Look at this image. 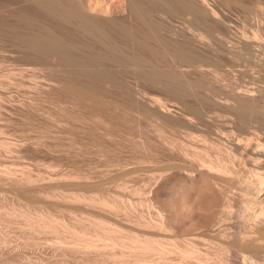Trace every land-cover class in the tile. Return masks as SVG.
<instances>
[{"label": "rangeland", "instance_id": "1", "mask_svg": "<svg viewBox=\"0 0 264 264\" xmlns=\"http://www.w3.org/2000/svg\"><path fill=\"white\" fill-rule=\"evenodd\" d=\"M11 1L0 0V10L4 8L5 4ZM60 1L63 2L64 0ZM68 1H73L72 4L78 2V0H65L63 3L58 2V11L60 10L61 13H56L54 10V12L50 10L45 13L43 12V18L50 22V24L47 23L49 27L53 25L57 31H53V26L51 27L53 32L48 31V28H44L46 30L43 28L38 29L45 31V38L48 35L52 38V33H54L55 37L57 33L58 36L55 37L58 38L57 40H60V36L63 38V42L68 40L67 42L71 41V46L75 44L73 49L69 47L71 50H68V54H71L70 57L73 55L72 58H69V56L66 58L61 57L63 52V55L66 56L68 51L65 53V51L61 50L62 53L60 54L59 50L57 53L53 48L55 50L54 54L53 49L48 45L38 48L40 45L35 43L34 37L31 36L34 34V31L38 30L37 28L32 27L35 29L33 31L29 27L28 32L27 28H24L23 23H19L16 27L4 26L0 30V264H13L15 262V264H159V260H161L160 252L168 248H174L170 242L181 237L198 240L197 246L202 252L210 250L215 255L225 258H228L230 255L232 261L229 264H248V262L251 263V260H246L244 256H252L253 250L245 249L239 251L233 248L231 249L232 252H230L231 247L227 243L233 239V234L228 236L230 233L233 231L237 233L241 230L240 226L242 228V226L246 227V225L249 227L245 228L246 231L243 229L242 236L245 235L246 237L247 235L250 237L249 239H253L256 245H260L258 246L260 247L258 256L264 262V222L257 224L254 221L252 225L248 222L250 217H245L249 212H254L255 205L242 206L240 202L235 201L232 205L234 207H227V199L223 192H205L199 198L201 208L194 214V219L187 216V210L183 208L182 203L184 201L183 196L187 190L185 179H187L189 172L170 166V154L159 138L158 129L159 125L165 126L170 130L171 128L175 129L176 135H178L177 137L181 142L193 144V149L202 152L203 150H207L213 158H229L231 150L237 152V140H231L226 134V131L236 129L240 123L227 119L223 111V106L220 103L229 101L228 98L238 93V90L240 92L241 88V92L242 90L245 92L250 87V91L253 90L254 94L259 92L258 95L262 97L261 104H264V71H259L257 66L260 60H264V42L263 44H255L256 49L254 51L252 50L251 54H245L247 56L243 55L238 59L230 58L226 49L228 47L227 45L232 46L234 43H237L239 39L235 38L243 37L246 30L245 33H250L252 31L251 29L257 26L263 24L261 27H264V8L259 9L261 10L260 13L263 12L262 14L258 15L254 12V15L252 13L253 10L249 12V7V9H245L247 5L254 8L252 4L254 0H250L251 2L245 0L250 3H246L247 5L243 7L240 6V8L234 6V8L236 7L235 9L233 8V2H235L233 0L232 6L230 4L231 0L229 2L230 5H227L226 1V4H223L224 0H206L207 7L210 10H216L219 13L218 16L220 15L222 18L219 20L218 18L220 17H218L217 19L219 21L222 20L221 23L225 22L228 24L230 31L226 33L223 28L224 25H220L218 20H215L216 22L212 20L214 25L210 21L211 19L207 22L210 15L206 11L207 19L201 16L198 17L197 15H194L196 18L192 15L189 19V15L191 14L187 15V13H184L185 11H183L180 5V0V2L175 1L180 5H178L179 8H182L180 10L177 9V4H172L171 0H145L147 4L144 1L138 3L144 4L142 8L140 7L141 5L139 6L137 4L139 9H142V12L146 11L147 13L140 12L142 13L141 15L131 13V11L138 13L140 10L137 12V7L136 10L130 11V7H128L129 0H92L91 4L95 6L93 10L96 13L110 6V9L112 8L113 10L111 9L112 11L108 15L110 16L114 13L115 15L113 14L112 17H118L116 21L118 23L114 24L115 22H113L112 25L108 20L106 21V18L105 22H103V17L102 20L99 19L101 16H94V19L98 17V20H101L103 27H107V30L104 28L102 31L101 29L100 33L93 30L97 35L96 33H92L93 31L90 29L91 32H88V29L76 27L81 26L76 17L74 18L72 16V18L70 16L71 19H69V15L65 16L66 13L64 16L60 15H63L66 12L64 8L68 4H71ZM167 1L171 3H166ZM219 1H222L220 3L221 7L218 5ZM258 1L255 0V3ZM24 2L22 1L24 3L22 5L27 4L29 1ZM237 3L239 4V2ZM237 3L234 5H237ZM170 4L174 5L173 7L171 6L172 8L177 7V10H174L178 13L176 12V14L172 15L173 17L182 12L179 17L176 16L178 18L174 19L172 16H168L169 14L171 15ZM240 4L243 5L245 3L241 2ZM18 5H21V2ZM28 5L30 4H27V7H25L26 5L20 6V9H25L24 11H28L27 13L32 17L36 14V11L33 12L35 7L33 6L31 10L30 8L33 3H31L29 8ZM60 5L64 6V8L62 7L63 13ZM71 5H68L69 10ZM213 5H217V8L222 9V11H219L216 7L214 8ZM222 5L229 7L226 6V9ZM257 5H259V2L255 6ZM242 8L246 11L242 10ZM48 9L46 7L44 11ZM254 10L256 11V9ZM6 12L0 11L1 20L6 19L14 22L13 20L19 19V17L16 16L15 18V15H8L9 13ZM50 12L52 13L50 14ZM103 12L101 14H106ZM53 13H55V16ZM223 13L225 15L227 13V17L223 16ZM185 14L188 18L186 17L183 20L186 16ZM142 15L145 16L142 17L143 20L139 17ZM147 15L150 16L148 17ZM261 15L262 17H260ZM146 16L148 17V23L153 27H150V25L149 27L147 26L148 23L145 22L147 21L145 19ZM181 16L184 17L182 18ZM61 17H68V19H62ZM150 17L153 23H157V26L151 24ZM257 17L262 18L263 21ZM91 18H93V15ZM192 18L197 19V22H194V26H189L190 23L187 21H191ZM199 18L201 20L202 18L204 19L203 23L205 25L203 24L202 26L201 22V28L204 26L207 27V24L212 22L210 24L213 26L211 27L208 24V27H211L210 30L213 33H210V30L206 28H203V31L202 29L199 30L200 27L197 26V23L200 24L201 21ZM75 19L78 21H75ZM68 20H72V22L70 21L71 23H69ZM118 20H123L125 23L128 22V25L124 23L121 26L122 21L120 23ZM106 22H108V25L111 24L112 28L108 25L104 26ZM191 22L193 23V20ZM73 24H76V26ZM216 24L218 27L215 26ZM129 25L132 26V30H129V32L131 31L133 34L131 32V35L128 32L125 34L126 32L123 33L120 30L122 27L123 31H128L130 29ZM147 27L149 29L153 28L151 31L157 28L159 32L162 30L163 33H160L161 35L158 36L155 35L154 37H159L155 39L153 34L158 31L154 30V33L150 31V34H153H149V37L147 35L149 31L146 34ZM133 28H137L138 30H136L138 32L134 31ZM139 28L140 30L142 29V32L145 30L143 34L139 32ZM185 28L186 33H184ZM29 29L33 31V34H31L32 32ZM197 29L200 32L196 31ZM43 30L39 32H41V37L43 36L44 38ZM205 31L207 34L210 33L211 39L207 38L202 41L204 43L208 42L206 46H211L214 48V51H217L214 52L213 48L210 50V47L209 51L215 54L211 55L205 45L203 47L206 49L202 47V49L208 52L211 60L212 58L213 60L216 59L214 61L212 60V63L215 64L204 66V69L210 77L204 79V84L194 82L195 84L188 85L180 77L175 84L176 92L173 93L174 89L172 90V88L153 84L149 80L144 81L138 77L141 75V72H139L140 69L138 67V69L135 68L136 70L133 69V62L135 61L132 62V58L130 60V57L134 54L132 48L133 46L134 48L137 47L140 44L137 42L143 41L142 38L148 37L147 39L149 41L145 39L141 45H146L150 41L152 45H155L160 41L156 46L160 48L164 43V40L160 38L165 37V40L171 41L165 43L178 42L179 45H182L181 43L183 41L184 43L188 42L187 44L189 46L192 43V38L195 39V36H197L198 38L195 39L196 43L194 42L195 48L201 42V40L199 41V34L205 33ZM102 32L105 33L103 34ZM171 32L175 33L172 34ZM180 33L185 34L186 39H184L183 35H178ZM19 34L20 37L18 36ZM36 34L35 32L34 36H37ZM190 34L194 37H190L187 41V37ZM221 36L226 40L227 44L226 46L224 45L225 47L221 44ZM28 37L33 43L38 45L37 48L35 44H31ZM49 38L47 39L49 40ZM101 39L103 40L101 41ZM105 39H109L108 43L112 40L117 45L121 41L118 45L119 50L115 48L117 45H112V41L109 44L111 49L114 48L112 49L113 52L109 50V44H106L107 40L105 42L106 45H104L103 41ZM197 39L198 43L196 41ZM228 39L230 40L228 41ZM26 40H28V43ZM72 40H74V43ZM47 41L46 44L48 43ZM151 44L148 46H150V49L152 48L153 52H150L151 50L147 48V45L146 49H149L148 51L152 53L151 56L155 58H151L150 54L147 53L149 58H151L149 59V63L152 62L151 60H154L156 65L154 64V66L151 65L149 67L151 69H158V71L164 68L170 73H179L173 61L175 60V56H173L174 59L171 57L173 50L170 48L172 52L169 49L166 52L165 48H167V45L164 46V44V49L162 50V47L161 51L158 49L159 53L156 51L157 54L154 51L156 47H152ZM160 44L161 46L158 47ZM215 45L218 49L215 48ZM262 45L263 47H261ZM65 46L67 45L65 44ZM191 46L193 48V45ZM47 48L52 49V51L49 52ZM141 48L143 53H146L143 50L145 48L137 47L139 52L137 51L136 55L141 52ZM196 48L198 50L195 51L204 52V50L201 51L199 49L201 47L197 46ZM37 50L40 52L39 55ZM124 50H126V53ZM134 50L136 51V49ZM165 52H171L172 55L169 53L170 56ZM103 53H106V55L104 54L105 59ZM202 53H197L199 54L197 59L202 55L206 60L210 58H207L205 52ZM95 55L100 58L98 61L104 62L102 60H105V64H101L95 60L97 59ZM100 55L101 57H99ZM108 55L109 60L106 59ZM127 55L131 56L127 57ZM139 55L148 57L146 54ZM139 55L137 56L140 57ZM110 56L117 58L119 61L125 59L123 61L124 63L121 62V64L115 58L112 60ZM92 57H95V59ZM67 58L71 60H67ZM257 61L258 63L256 64ZM209 67L211 68L210 71ZM238 67L240 68L238 69ZM146 69L151 70L149 68ZM153 71L155 72V70ZM256 73L258 75L260 73L261 75L257 78L258 75ZM188 77L192 81H198L196 78L198 76L191 75ZM252 83L257 85H255V89ZM75 84L85 87L88 86L87 88H98V90L106 95L104 96L107 99L104 97L101 98L102 101H98L100 99H85L72 96L70 92ZM205 93H209L210 97L217 103L210 100L208 102L205 101ZM110 97H116L115 100L118 99L124 105H114L109 102ZM156 100L158 102L160 101V103L163 100L165 104L162 103V106L164 108L159 109L154 106L153 104ZM203 100L206 102L205 109L211 117L196 126L189 125L183 119V114L188 109L184 107L182 102L200 104ZM190 133L194 137L189 135ZM204 136L207 138H204ZM142 141L148 144L151 151H145L143 148H140ZM240 151L245 153L242 148ZM143 152H149L148 154L150 155L143 154ZM143 155L149 157L146 158ZM245 156L247 157V153H245ZM235 164L238 169L242 170L243 180L245 179L248 182L251 172L245 169V163L242 160H237ZM29 175H33L37 179L35 181L37 185L49 183L55 184L56 186L50 189L47 194L35 193L30 195L25 191L27 187H17V182H28ZM239 186L243 189L251 188L252 192L255 193V197L259 194V189L256 188L253 190L251 184L245 182ZM225 187L230 188L229 190L233 192L228 191L230 194L239 192L236 188L230 186ZM261 189L264 190V186ZM240 193L242 195L245 192L240 191ZM107 197L111 199L114 205L111 206L104 203L103 199ZM160 217H165L169 222L167 228L160 225L144 227L139 222L140 220L147 221V223H149L148 221L158 222ZM181 226L186 228L187 231L189 229L191 231H188L190 235L184 233L185 236H181ZM76 229L87 230V239L86 237L81 238ZM149 236L165 242L159 247L158 251L150 252L147 249V252L145 250L146 248L140 244L139 239Z\"/></svg>", "mask_w": 264, "mask_h": 264}, {"label": "bare ground", "instance_id": "2", "mask_svg": "<svg viewBox=\"0 0 264 264\" xmlns=\"http://www.w3.org/2000/svg\"><path fill=\"white\" fill-rule=\"evenodd\" d=\"M22 1L24 2V1H29L27 4H30L31 5V3H33V5H32V7L30 8L31 10H32V8H33V6L35 7V10L33 11V12H35L33 15L34 16H32V17H30L29 15L30 14H28L26 11H24L23 9H20V6H25V7H27V4H25V5H22V4H24V3H22ZM65 1V0H64ZM63 1V2H64ZM91 1L92 0H78V2H75V4L73 3L72 4V2H69L68 1V3H71V4H68V5H71L70 6V10H69V8H68V5H67V7L66 8H64V4L61 6L60 5V7L62 8H64V10H66V12H64L63 11V8L61 9L62 10V13H63V15L62 14H60L61 16H64V14L66 13H68L67 15L65 14V16H68L69 15V19H71L70 18V16L72 17V16H74V18L76 17L78 20H79V23L81 24V26H76V24L74 25V26H76V27H81V28H85L86 30L88 29V32H91L90 30H96L98 33H100V31H101V29H102V31H103V29L105 28H107V27H103V23L101 22V20L99 21L98 20V17L99 16H101V18H99V19H102V17L104 18V20H103V22H105V18H106V21L108 20V22H110L111 24L113 23V22H115L114 24H116V23H118V22H116L117 21V19H118V17L117 18H115V21H114V18L112 17L113 16V14H111L110 16L108 15V14H110L111 13V11L113 10L112 8V10L110 9V6L108 7L107 6V8L105 9L104 8V10L102 9V11L101 12H103V11H105V12H103V13H106V14H101V12L99 11V13H96L95 12V10H93L94 9V7L95 6H93L92 4H91ZM122 1V0H121ZM127 1V0H126ZM145 2V0H129L128 2H129V6L128 7H130V11L131 10H136L137 9V7H138V9H137V12H138V10H140L139 9V6L142 8V6L144 5V4H138V3H142V2ZM149 1V0H148ZM160 1V0H159ZM162 1V0H161ZM164 1H166V0H164ZM163 1V2H164ZM170 1V0H169ZM172 1V4L173 3H175V4H177V7H175V8H172L174 5H171L170 4V7H171V15L169 14H167L168 16H172V15H174V14H176V12L177 11H175L174 9H182L183 8V11H185L184 13H187V15L188 14H191V15H189V19L191 18V16L193 15V17H195L196 15L199 17V16H201V17H205L204 19H207L206 18V16H207V14H206V12L210 15L209 17V19H207V20H205V21H207V22H209V20L210 21H217L218 19L220 20V19H222L221 17H220V15L218 16V12L216 11V10H213V9H211L210 10V8L209 7H207V4H206V0H177V2L179 1L180 2V5H181V7L182 8H179V4L178 3H176L175 1L176 0H171ZM174 1V2H173ZM216 1V0H215ZM225 1H226V3H227V5H230L231 4V6H232V0H231V2H230V0L228 1V0H224V2H223V4L225 3ZM228 1V2H227ZM233 1H235V2H233V8H234V6H237L238 8H240V6H245V5H247L246 3H250L249 1L248 2H246L245 0H233ZM239 2V4L237 3V2ZM258 1V0H257ZM264 1V0H263ZM263 1H258L259 2V5H257V6H255L256 5V3H258V2H256L255 3V0L252 2V4L254 5H252L251 4V6H253L254 8H251L249 5H247V7L245 6V9L246 8H248L247 9V11H249V12H251L252 10V13L254 14V12H255V14L257 13L258 15H260V14H262L263 12H261L260 13V11L261 10H259L260 8L262 9V8H264V2ZM19 2H21V5H18L19 4ZM58 2H59V0H12L11 2H8L7 4H5L4 5V8L3 9H1L0 11L2 12V11H7L9 14L8 15H15L14 17L16 18V16L17 17H19V19H16V20H13L14 22H12V21H10V20H6V19H0V30L1 29H3V27L4 26H6V27H8V26H13V27H16V26H18V24L19 23H23V25H24V28L26 29L27 28V31H28V28L29 27H31V29H33V31L37 28H48V31L50 30L51 32H53L55 29V26H51L52 28H53V31H52V28L51 27H49V25L47 24V23H49L50 24V22L49 21H46L44 18H43V12L45 13V12H48L49 10L50 11H55L56 13H61L60 12V10L58 11ZM60 2H62V1H60ZM59 2V3H60ZM62 2V3H63ZM67 2V1H66ZM157 2V1H156ZM155 2V3H156ZM162 2V3H163ZM229 2H230V4H229ZM245 3V4H240V3ZM261 2H263V3H261ZM146 3V2H145ZM159 3V2H158ZM166 3H171V2H166ZM216 4H217V2H215ZM220 3H222V1L220 2L219 1V7H221L220 6ZM225 3V4H226ZM235 3H237V5H234ZM255 3V4H254ZM137 4L139 5V6H137ZM147 4V3H146ZM30 5H28V8L30 7ZM160 5V4H159ZM168 5V4H167ZM179 5V6H178ZM227 5H222V6H224V7H226ZM211 6V5H210ZM214 6V8L216 7L217 8V5L215 6V5H213ZM230 6V7H231ZM46 7H48L49 9L48 10H46V11H44L45 9H46ZM145 7H146V5H145ZM168 7H169V5H168ZM212 7V6H211ZM223 7V8H224ZM227 7H229V6H227ZM227 7H226V9H227ZM255 7H257V8H255ZM144 8V7H143ZM236 8V7H235ZM234 8V9H235ZM237 8V9H238ZM161 9H163V8H161ZM166 9V8H165ZM176 9V10H177ZM218 9V8H217ZM226 9H225V11H226ZM231 9V8H230ZM229 9V10H230ZM244 8H242V10H245ZM254 9H256V11L254 10ZM68 10V11H67ZM144 10V9H143ZM153 10V9H152ZM173 10H174V12H173ZM219 11L221 10L222 11V9H218ZM53 11V12H54ZM182 11V10H181ZM180 11V12H181ZM206 11V12H205ZM246 11V10H245ZM6 12V13H7ZM25 12H26V14H25ZM33 12H31V13H33ZM133 12V14H139V15H141L142 13H145V14H147L146 13V11H143L142 12V9L138 12V13H136V12H134V11H131V13ZM140 12H142V13H140ZM165 12V11H164ZM179 12V13H180ZM224 12V11H223ZM52 12H50V14H51ZM167 13V12H166ZM178 13V12H177ZM182 13V12H181ZM180 13V14H181ZM245 13V12H244ZM251 13V14H252ZM28 14V16H26ZM50 14H48V15H50ZM144 14V15H145ZM180 14L179 15H176V16H180ZM224 15L223 16H225V17H227L226 15H227V13H226V15H225V13H223ZM231 14V13H230ZM254 14V15H255ZM32 15V14H31ZM53 15L55 16V13H53ZM90 15H91V17H92V15H93V18H91L90 17ZM115 15V14H114ZM183 15V14H182ZM186 15V14H185ZM187 15L184 17V16H181L182 18L184 17V19L183 20H185V18L187 17ZM195 15V16H194ZM202 15H205V16H202ZM257 15V16H258ZM57 16H58V14H57ZM56 16V17H57ZM94 16H98V17H96L97 19H94ZM131 16H132V14H131ZM138 16V15H137ZM148 16V15H147ZM146 16V20L148 19V17L150 16H148L147 17ZM173 17L172 16V18H178V17ZM221 16H222V14H221ZM222 16V17H223ZM11 18H12V16H10ZM13 17V18H14ZM49 17V16H48ZM52 17V16H51ZM50 17V18H51ZM139 17H141V19H142V17H145V16H139ZM180 17V18H181ZM198 17H197V19H198ZM218 17H220V18H218ZM224 17V18H225ZM260 17H262V15L260 16ZM46 18V17H45ZM62 19H65V18H63V17H61ZM73 18V17H72ZM169 18H171V17H169ZM172 18H171V20H172ZM188 18V17H187ZM196 18V17H195ZM193 19L192 18V20H193V23L190 21V20H188L187 22H189L190 23V25L189 26H194L193 24H195L196 22H197V19ZM202 18V20H201V18H199L201 21H200V24L199 23H197V26L198 27H200V29L199 30H201L202 29V31H203V28H206V29H209L210 30V28L214 25V22H213V25H211L212 24V22H210V23H208L209 25H211V27H208L209 25L207 24V27H202L201 28V22H202V26H203V19ZM218 18V19H217ZM255 18V17H254ZM258 19H261L262 20V18H259V17H257ZM47 19V18H46ZM66 19H68V17L66 18ZM77 19H75V21L77 20ZM119 19H121V18H119ZM123 19V18H122ZM150 19H151V17H150ZM168 19V18H167ZM257 19V20H258ZM264 19V18H263ZM77 20V21H78ZM112 22H111V21ZM143 20V19H142ZM218 20V22H219V24L220 25H224V29H225V31H226V33H228L230 30H229V27H228V24H226L225 22L224 23H221V21H219ZM51 21V20H50ZM69 21V23H71L72 22V20H68ZM71 21V22H70ZM120 23H121V21H122V23H121V26L125 23V21L123 22V20H118ZM150 21V20H149ZM151 21H152V19H151ZM168 21H169V19H168ZM196 21V22H195ZM199 21V20H198ZM215 21V22H216ZM223 21H225V20H223ZM263 21V20H262ZM58 22V21H57ZM73 22H74V20H73ZM108 22H106L105 24H104V26L105 25H108L107 23ZM145 22H147L148 23V20L147 21H145ZM144 22V23H145ZM195 22V23H194ZM255 22V21H254ZM75 23V22H74ZM192 23V24H191ZM258 23H260L259 21H258ZM111 24H109L108 26H111ZM125 24H127L128 25V22H126ZM151 24H155V23H153V21L151 22ZM157 24V23H156ZM155 24V26H157ZM187 24V23H186ZM199 24V25H198ZM218 24V23H217ZM217 24L215 25V26H217ZM218 24V25H219ZM79 25V24H78ZM113 25V24H112ZM149 25H150V23H148L147 24V26L149 27ZM205 25V24H204ZM255 26H256V24H254ZM260 25V24H259ZM263 25V24H262ZM261 25V26H262ZM83 26V27H82ZM130 26V25H129ZM145 26H146V23H145ZM261 26H257L256 28H253V29H251L252 31L250 32V33H245L244 32V36L243 37H241V38H235V39H239L238 40V42L237 43H234V45H232V43H231V45L232 46H229V45H227L228 47H227V53H228V55H229V57L230 58H232V59H234V58H239V57H241V56H243V55H245V54H251V52H252V50L254 51V49H256L255 48V46L257 45V43H261V44H263V42H264V27H261ZM32 27H34V28H32ZM58 27V26H57ZM56 27V28H57ZM124 27V26H123ZM131 27L132 26H130V29H128V31L126 30V31H123L122 30V27H121V31L123 32V33H125V34H127V32L130 34V32H129V30H132L131 29ZM147 27V28H148ZM150 27H153L152 25H150ZM218 27V26H217ZM216 27V28H217ZM222 27V26H221ZM244 27H246V26H244ZM80 28V29H81ZM109 28V27H108ZM111 28H112V26H111ZM110 28V29H111ZM114 28V27H113ZM125 28H128V27H125ZM141 28V27H140ZM140 28H139V30H140ZM195 28V27H194ZM193 28V29H194ZM216 28H213V29H216ZM31 29H29L32 33L31 34H33V31L31 30ZM37 30V31H34V34H35V32L37 33L36 35L37 36H34V34L33 35H31L30 33V35L31 36H33L34 37V42L35 43H37V44H39L40 46H38V45H36L35 43H33V41H31V39L29 40L30 42H31V44H35V46H36V48H37V46H38V48L39 47H44L45 45L47 46H50V48H54L55 50H56V52L58 53L59 51V53L61 54L62 53V51H65V53H66V51H68V50H71V48L73 49V46L75 45H73V46H71V41H69V42H67L68 40H65L66 42H63V38L62 37H60L59 36V38H60V40H57L58 38H55V37H57L58 36V34L56 33V35L57 36H55L54 37V33H52L53 35H52V38H51V36L50 35H48V37L46 36V38H45V31L44 30H46V29H42L44 32H42L43 34H44V38H43V36L41 37V32H39V31H42V30ZM90 29V30H89ZM114 29H116V28H114ZM134 29V28H133ZM137 29V28H136ZM136 29H134V31H137ZM146 29V28H145ZM151 29H153V28H148V30L146 31V34L148 33V31H149V33L147 34L149 37H150V35H152L155 31H158V29L157 28H155L153 31H151ZM161 29V28H160ZM189 29V28H188ZM187 29V30H188ZM231 29V28H230ZM83 30V29H82ZM86 30H84V31H86ZM107 30V29H106ZM125 30V29H124ZM171 30V29H170ZM185 30V32L184 33H186V28L184 29ZM195 30V29H194ZM198 29L196 30V31H199ZM55 31H57V30H55ZM54 31V32H55ZM116 31V30H115ZM119 31V30H118ZM145 30H143V32H144ZM153 32L152 34H150L151 32ZM201 31V32H202ZM213 31V30H212ZM215 31V30H214ZM29 32V31H28ZM87 32V33H88ZM138 32V31H137ZM139 32H142V29L139 31ZM143 32H142V34H143ZM159 32V31H158ZM157 32V33H158ZM188 32V31H187ZM193 32V31H192ZM191 32V33H192ZM200 32V31H199ZM46 33H49V32H46ZM92 33H96L95 31H93ZM103 34L105 33V32H102ZM101 33V34H102ZM107 33H108V31H107ZM106 33V34H107ZM114 33V32H113ZM116 33V32H115ZM119 33V32H118ZM123 33H121V34H123ZM132 33V32H131ZM157 33H154L153 34V37L155 36V35H161L160 33H163L162 32V30H161V32H159V34H157ZM170 33V32H169ZM172 33V32H171ZM175 32H173L172 34H174ZM178 33V32H177ZM208 33H209V31H208ZM210 33H213V32H211V30H210ZM210 33L209 34H207L206 33V31H205V33H200L199 34V41L201 40V42H200V44H202L201 46H200V44L199 45H196V47L197 46H199V47H201V48H199L201 51H203L204 50V52L207 54L206 56H207V58L208 57H210V55L208 54V52H210L209 51V48L211 47L209 44V46L210 47H208V46H206L207 45V43L208 42H206V43H204L202 40H206L207 38H210L211 39V35H210ZM223 33V32H222ZM24 34V33H23ZM22 34V35H23ZM97 34V33H96ZM96 34H94L95 36H96ZM105 34V35H106ZM110 34V33H109ZM120 34V33H119ZM133 34V33H132ZM135 34V33H134ZM139 34V33H138ZM150 34V35H149ZM166 34V33H165ZM187 34H189V33H187ZM193 34H196V33H193ZM198 34V33H197ZM196 34V35H197ZM28 35V34H27ZM98 35V34H97ZM111 35V34H110ZM109 35V36H110ZM114 35V34H113ZM131 35V34H130ZM144 35H145V33H144ZM143 35V36H144ZM167 35V34H166ZM166 35H164V36H166ZM169 35V34H168ZM178 35H183V34H178ZM217 35V34H216ZM219 35H220V33H219ZM218 35V36H219ZM17 36V35H16ZM19 37H20V34L18 35ZM109 36H108V38H109ZM154 37L155 39L157 38H159V37ZM163 36V35H162ZM162 36H160V37H162ZM176 36V35H175ZM237 36V35H236ZM238 36H241V35H238ZM19 37H17V38H19ZM22 37V36H21ZM50 37V38H49ZM98 37V36H97ZM104 37V36H103ZM119 37V36H118ZM128 37V36H127ZM133 37V36H132ZM152 37V38H153ZM169 37V36H168ZM170 37H172V36H170ZM173 37H174V35H173ZM183 37H184V39H186L185 37H186V35L184 34L183 35ZM182 37V38H183ZM189 37V38H188ZM187 37V41H188V39H190V37L192 38V37H194L192 34H190V36H188ZM227 37V36H226ZM233 37V36H232ZM24 38H26V37H24ZM24 38H22V39H24ZM47 38H49V40L47 39ZM61 38H62V40H61ZM112 38V37H111ZM120 38V37H119ZM125 38V37H124ZM134 38V37H133ZM141 38H142V36H141ZM141 38H139V39H141ZM148 38V37H147ZM147 38H142L143 39V41L141 40L140 42H137L136 43V45H138L137 47H143V48H145V49H143L144 51H146V56L148 55L147 53H149L150 54V57L152 58V57H154V56H151V54L152 53H150V52H153L152 51V48L150 49V46H148V45H150L151 44V41L150 42H148V43H150V44H148V43H146V45L148 46H146L145 44H143V45H141V43L143 42L144 43V40L145 39H147ZM153 38V39H154ZM167 38V37H166ZM196 38H198L197 36H195V39ZM213 38V37H212ZM44 39V40H43ZM48 41H47V40ZM112 39H114V38H112ZM130 39V38H129ZM139 39H138V41H139ZM160 39H162V40H164V43H163V45L164 46H166L167 45V48H165L166 50V52L167 51H169L170 50V48H171V50H173V55L171 54V52H168V53H166V54H169L171 57H172V59H174L173 58V56H175V60H173L174 61V64H175V66H176V68L179 70V73H176V72H172V73H170L167 69H164V68H159L160 69V71H158V69L156 70L154 67V69H151V67H149V66H151V65H153L154 66V60H151L152 62L151 63H149V59H151V58H149V55H148V57H143V56H140L139 54H141V55H145L144 53H143V51H142V48H141V52L140 53H138L137 55H139L140 57H138L137 55H136V52L139 50H137V47H135L134 48V46H133V51H134V54H135V56H134V54L132 55V56H134V57H132L131 55H127V57H130V60H131V58H132V62L133 61H135V62H133L132 64H133V69H140L139 70V72H141V75L140 76H138L139 78H142L144 81H146V80H149V81H151V83H155L156 85L158 84V85H161V86H163V87H169V88H172V90L174 89V91H173V93L174 92H176V83H177V81L179 80V78L181 77V78H183L184 80H185V82L188 84V85H191V84H195V83H199V84H204V79L205 78H210L209 77V75L207 74V72H206V70L204 69V66H206V65H211V64H215V63H212L214 60H216V59H214L213 60V58H212V60H211V57L210 58H208L207 60H206V58L205 57H202V56H199V59H197V56L200 54V53H202V52H200V51H195V50H198L196 47L194 48V42H195V39H193L192 38V43L191 42H189V43H191V45H193V48H192V46L191 45H189L188 46V42L187 41H185V42H187V43H184V41H183V43H181L182 45H179V43L177 42H173V43H165V42H171L170 40H165V37L164 38H160ZM171 39V38H170ZM18 41H20L19 39H17ZM28 40H26V42L28 43ZM33 40V39H32ZM48 42L47 44H46V41ZM103 39H101V41H102ZM106 40H107V42H106ZM108 40L109 39H105L103 42H104V45H106V44H111V41H109V43H108ZM124 40V39H123ZM128 40V39H127ZM136 40H137V38H136ZM148 41H149V39H147ZM147 40H146V42H147ZM161 40V42H163ZM180 40V39H179ZM179 40H177V41H179ZM194 40V41H193ZM216 40V39H215ZM221 44H223V46L225 45L226 46V40L224 39V38H222V36H221ZM230 39H228V41H229ZM24 42H25V40H23ZM23 41H21V42H23ZM59 41H61V42H59ZM74 40H72V42H73ZM117 41V40H116ZM173 41H174V39H173ZM181 41V40H180ZM197 41V43H198V39L196 40ZM208 41V40H207ZM227 41V42H228ZM105 42H106V44H105ZM115 42V41H114ZM121 42V41H120ZM119 42V43H120ZM128 42H130V41H128ZM131 42H132V40H131ZM203 42V43H202ZM235 42V41H234ZM67 45V46H65V44ZM74 43V42H73ZM72 43V44H73ZM75 43H77V42H75ZM112 43H113V41H112ZM118 43V42H117ZM119 43H118V45H119ZM159 43H160V41H159ZM158 42H157V44H159ZM196 43V42H195ZM220 43V42H219ZM78 44V43H77ZM110 44L108 45L109 47H110ZM124 44V43H123ZM128 44V43H127ZM157 44H155V45H152L151 44V46L153 47H156L157 46ZM187 44V45H186ZM229 44V43H228ZM256 44V45H255ZM29 45V44H28ZM27 45V46H28ZM68 45H70V46H68ZM112 45H117L116 43H113ZM118 45H117V47H115L116 49H118L119 50V47H118ZM144 45H145V47H144ZM163 45L161 46V44L160 45H158V47H162V50L164 49V47H163ZM206 46V48H207V50H208V52H206L205 51V47H203V46ZM213 45V44H212ZM108 46H106L107 48H108ZM120 46H122V45H120ZM125 46H127V45H125ZM125 46H124V48H125ZM132 46V45H131ZM224 46V47H225ZM62 47H63V49H62ZM69 47H71V48H69ZM76 47V46H75ZM146 47L147 48H149L151 51L149 52L147 49H146ZM161 47L160 48H153L154 49V51H155V53H159V51H161ZM202 47L203 48H205V49H202ZM261 47H263V45L261 46ZM35 48V47H34ZM50 48L48 49L47 48V50H49V52L50 51H52V49L50 50ZM66 48H67V50H66ZM69 48V49H68ZM130 48V47H129ZM212 48L213 47H211V49L210 50H212ZM215 48H217L218 49V47L215 45ZM44 49V48H43ZM53 49V51H54V54H55V50ZM112 49H114V48H112ZM112 49H111V47L109 48V50H111L112 51ZM134 49H136V51L134 50ZM158 49H159V51H158ZM167 49H169V50H167ZM257 49H258V47H257ZM39 50V49H38ZM38 50H37V52H38ZM41 50V49H40ZM59 50V51H58ZM62 50V51H61ZM127 50V49H126ZM126 50H124L125 51V53H126ZM129 50H131V49H129ZM221 50V49H220ZM260 50H262V49H260ZM263 50H264V47H263ZM74 51V50H73ZM110 51V52H111ZM116 52H118L117 50H115ZM123 51V50H122ZM148 51V52H147ZM157 51V52H156ZM213 51H214V48H213ZM215 51H217V50H215ZM214 51V52H215ZM71 52V51H70ZM113 52V51H112ZM121 52V51H120ZM131 52H132V50H131ZM130 52V53H131ZM139 52V51H138ZM203 52V53H204ZM212 52V51H211ZM210 52V54L211 55H215V54H212ZM213 52V53H214ZM259 52V51H258ZM263 52V51H262ZM39 53L40 52H38V55H39ZM42 53V52H41ZM52 54H53V52H51ZM64 53V52H63ZM63 53H62V56L61 57H64V58H66V57H68L69 56V58H72L73 57V55L70 57V55L68 54L69 53V51L66 53V56L65 55H63ZM107 53V52H106ZM106 53H103V57H104V54L106 55ZM115 53V52H114ZM119 53V52H118ZM133 53V52H132ZM131 53V54H132ZM154 53V54H155ZM157 53V54H158ZM197 53H199V54H197ZM202 53V54H203ZM68 54V55H67ZM73 54H74V52H73ZM108 54V53H107ZM124 54V53H123ZM127 54H128V52H127ZM153 54V55H154ZM156 54V55H157ZM195 54H197V55H195ZM260 54H263V53H260ZM98 55V54H97ZM110 55H112V54H110ZM91 56V55H90ZM196 56V57H195ZM205 56V55H204ZM245 56H247V55H245ZM264 56V55H263ZM40 57H41V55H40ZM54 57H56V56H54ZM75 57V56H74ZM95 57H97V59H95ZM95 57H92V58H94L95 60H97L98 61V59H100V58H98V56H96L95 55ZM99 57H101V55L99 56ZM107 57V56H106ZM110 57H112V56H110ZM193 57H195V58H193ZM219 57V56H218ZM256 57H257V55H256ZM259 57V56H258ZM262 57V56H261ZM113 58H115V57H112V60H113ZM155 58V57H154ZM153 58V59H154ZM243 58V57H242ZM245 58V57H244ZM250 58V57H249ZM264 58V57H263ZM102 59V58H101ZM104 59H105V57H104ZM106 59H110L109 58V55H108V58H106ZM115 59H117V58H115ZM114 59V60H115ZM121 59V58H120ZM128 59V58H127ZM126 59V60H127ZM209 59H210V61H209ZM261 59V58H260ZM67 60H71V59H68L67 58ZM79 60V59H78ZM108 60H106L107 62H108ZM118 60V59H117ZM116 60V61H117ZM125 60V59H124ZM123 60V61H124ZM252 60V59H251ZM257 60H259V59H257ZM102 61H104L105 62V60H102ZM119 61V60H118ZM122 60L121 61H119L120 63L121 62H123ZM255 61H256V58H255ZM99 63H103V64H105L104 62H100V61H98ZM112 62H114V61H112ZM118 62V63H119ZM147 62H148V64H147ZM243 62V61H242ZM72 63V62H71ZM124 63V62H123ZM128 63V62H127ZM153 63V64H152ZM258 63V61L256 62V64ZM122 64V63H121ZM150 64V65H149ZM246 64H247V62H246ZM245 64V65H246ZM134 65H136V66H134ZM148 65V66H147ZM156 65V64H155ZM221 65V64H220ZM226 65H227V63H226ZM147 66V67H146ZM224 66H225V64H224ZM248 66V65H247ZM258 70L259 71H264V60H260V62L258 63ZM138 67V68H137ZM156 67V66H155ZM214 67V66H213ZM245 67V66H244ZM146 68H149V69H151V70H148V69H146ZM210 68V67H209ZM240 67H238V69H239ZM245 68H248V67H245ZM250 68H252V67H250ZM135 69V70H136ZM146 69V70H145ZM207 69V68H206ZM221 69V68H220ZM226 70H227V68H225ZM225 69H223V70H225ZM233 69V68H232ZM231 69V70H232ZM253 69H255V68H253ZM152 70H155V72L153 73L152 72ZM211 70V68L209 69V71ZM236 70V69H235ZM147 71H149V72H147ZM255 71V70H254ZM144 72V74H142ZM150 72H152V73H150ZM156 72H158L157 74H156ZM214 72V71H213ZM216 72V71H215ZM219 72V71H218ZM221 72V71H220ZM223 72V71H222ZM228 72H230V71H228ZM249 72V71H248ZM253 72V71H252ZM255 73V72H254ZM156 75V77H155V75ZM231 74V73H230ZM234 74H236V73H234ZM248 74V73H247ZM159 75V76H158ZM191 75H195V76H198V77H196L197 79H198V81H192V80H190L189 78L190 77H188V76H191ZM216 75H218V74H216ZM223 75V74H222ZM225 75V74H224ZM227 75V74H226ZM229 75V74H228ZM239 75V74H238ZM256 75H258L257 73H256ZM256 75H255V77H256ZM259 75H261L260 73H259ZM259 75L257 76V78L259 77ZM214 76V75H213ZM213 76H211V77H213ZM235 76V75H234ZM245 76V75H244ZM254 76V75H253ZM157 77H159V78H157ZM194 77V76H193ZM216 77H218V76H216ZM221 77V76H220ZM237 77V76H236ZM145 78V79H144ZM264 78V77H263ZM217 79V78H216ZM219 79V78H218ZM210 80V79H209ZM214 80V79H213ZM255 80V79H254ZM260 80V79H259ZM212 81V80H211ZM195 82V83H194ZM219 82V81H218ZM255 82V81H254ZM216 83V82H215ZM251 84V83H250ZM249 84V85H250ZM253 84V83H252ZM259 84V83H258ZM254 86V89L256 88L255 87V85L256 84H253ZM93 86V85H92ZM240 86V85H239ZM246 86H247V83H246ZM251 86V85H250ZM257 86V85H256ZM88 86H80V85H77V84H75V85H73V87H72V91L70 92L71 94H72V96H78V97H81V98H85V99H96V100H98V99H100V100H98V101H102V99L101 98H104L106 95L105 94H103L102 93V91H100V90H98V88L96 89L95 87L93 88V87H91V88H87ZM241 87V86H240ZM239 87V88H240ZM249 87V86H248ZM252 87V86H251ZM245 88V87H244ZM250 88V87H249ZM248 88V90L247 89H245V90H247V91H245V92H243L244 90H242V92H241V89H240V92H239V90H238V93H235V94H233L231 97H229L228 98V100L229 101H227V102H225V103H220L222 106H223V111H224V113H225V116L227 117V119H229V120H232V121H237V122H239L240 124H239V126L236 128V129H229V130H227L226 131V134L229 136V138L231 139V140H237V142H236V145H237V152L236 151H233V150H231L230 151V156H229V158H227V157H225V158H213L210 154H209V152L207 151V150H203V152L202 151H199V150H196V149H193L192 147L194 146L193 144H187V143H183V142H181L180 141V139L177 137L178 135H176V130L175 129H173V128H171V130L170 129H167L165 126H162V125H159L158 126V129H159V138H160V140H161V142H162V144L165 146V149L169 152V154H170V158H171V160H170V166L172 167V168H178V169H181L182 171H188L189 172V174L187 175V179H185V182H186V194L183 196V198H184V201H183V205L182 206H184L183 208H185L186 210H187V216L189 217V218H191V219H194V214L196 213V211L198 210V209H200L201 208V205H200V202H199V198H200V196L201 195H203V194H205V192H208V193H217L218 191H221V192H223L224 194H225V197H226V199H227V203H226V205H227V207H231L232 205H233V202H235V201H238V202H240L241 203V205L243 206V205H246V206H249L250 204L251 205H255V209H254V212L252 213H248V214H246V216L245 217H250L249 218V220H248V222H250L251 224L252 223H254V221H256V223L257 224H262L263 222H264V190L263 189H261L262 188V186H264V104H261V99H262V97L260 96V95H258V93L259 92H257V93H253L254 91L252 90V91H250V89ZM210 89V88H209ZM172 90H170L171 92H172ZM211 90H212V87H211ZM256 91V90H255ZM258 91V90H257ZM252 92V93H251ZM215 93V92H214ZM262 94V93H261ZM105 95V96H104ZM205 98L207 99H205V101H214V102H216L214 99H212L211 97H210V95H209V93H205ZM224 95V94H223ZM224 97V96H223ZM106 98V97H105ZM160 98V97H159ZM159 98H157V99H159ZM201 98V97H200ZM219 98V97H218ZM107 99V98H106ZM109 99V98H108ZM116 99V97L114 98H111L110 97V99H109V102H111V103H113L114 105H124L122 102H120V101H118V99L117 100H115ZM154 99H156V98H154ZM162 99V98H161ZM160 99V100H161ZM149 100V99H148ZM221 100V99H220ZM108 101V100H107ZM204 100H203V102H205ZM162 103H164L163 102V100L161 101ZM202 102V101H201ZM203 102L202 103H200V104H190V103H186V102H182L183 104H184V107H186V109H188V110H186V112H185V114H183V119H184V121L186 122V123H188L189 125H192V126H196V125H198L199 123H202L203 121H207L208 120V118H210L211 116L209 115V113L206 111V109H205V104H206V102L203 104ZM213 102V103H214ZM162 103H160V101L158 102L157 100L154 102V106H156L157 108H159V109H162ZM217 103V102H216ZM165 104V103H164ZM164 106H166V105H164ZM164 108V107H163ZM166 108V107H165ZM167 111H168V109H166ZM224 115V114H223ZM213 117V116H212ZM169 133V134H168ZM189 135H191V136H193L194 137V135L192 134V133H190ZM168 137V138H167ZM204 138H207L206 136H204ZM191 142V141H190ZM189 142V143H190ZM253 142V143H252ZM140 148H143L145 151H151V149L149 148V146H148V144L145 142V141H142L141 143H140ZM230 148H233V147H230ZM243 149V151L245 152V153H247V157L245 156V153H242L241 151H240V149ZM142 149V150H143ZM235 149V148H234ZM149 153V152H148ZM148 153H144L143 152V154H147V155H150V154H148ZM145 155H143V157H144ZM146 157V156H145ZM147 157H149V156H147ZM146 157V158H147ZM227 158V159H226ZM148 160H150V159H148ZM237 160H239V161H243L244 163H245V169L246 170H248L249 172H251V176H250V178H249V181L247 182V181H245V179L243 180V173H242V170L241 169H238L237 167H236V164H235V162L237 161ZM231 173H233V175H231ZM228 177V178H227ZM27 179V178H26ZM23 180V179H22ZM37 179L33 176V175H29L28 176V182H25V183H21V182H17L18 184H17V187L18 186H21V188H22V186H25V187H27L26 188V192L28 193V194H30V195H32V194H37V193H45V194H47V192L50 190V189H52V188H54L56 185L55 184H49V183H45V184H41V185H37V184H35V181H36ZM19 181V180H18ZM247 183V184H251L252 185V187H253V190L254 189H256V188H258L259 189V194L258 195H256V197H255V193L254 192H252V189L250 188H248V189H246V188H242L241 186H239L240 184H243V183ZM224 184H227V185H224ZM90 185H92V184H90ZM16 186V185H15ZM36 186H38V187H36ZM225 186H230V187H232V188H236V190H238L239 192H236V193H234V194H230V192H232V191H230L229 189L230 188H228V187H225ZM24 188V187H23ZM57 188V187H56ZM20 189V188H19ZM228 191H230V192H228ZM240 191H242V192H245L244 194H242L241 195V193H240ZM235 192V191H234ZM233 193V192H232ZM34 196V195H33ZM79 196H80V194H79ZM78 196V197H79ZM41 197V196H40ZM86 198V197H85ZM102 198V197H101ZM104 200V203L105 204H109V205H114L113 204V202L111 201V199L109 198V197H107V198H104L103 199ZM183 200V199H182ZM182 202V201H181ZM102 204V203H101ZM119 204V203H118ZM232 207H234V206H232ZM231 207V208H232ZM241 208H243V207H241ZM240 208V209H241ZM239 209V208H238ZM237 209V211H239ZM243 210V209H242ZM233 211V210H232ZM240 212H242L241 210H240ZM239 212V213H240ZM160 214H162V212H160ZM163 215V214H162ZM164 216V215H163ZM193 217V218H192ZM242 217H243V215H242ZM238 218H240V217H238ZM244 220V219H243ZM243 220H242V222H243ZM259 220H260V222H259ZM140 223H141V225H143L144 227L145 226H152V225H160V226H162V227H165V228H167L168 226H169V222L165 219V217H160V220L158 221V222H154V221H152V222H150V221H148L149 223H147V221L145 222V221H143V220H140L139 221ZM242 222L240 221V223L242 224ZM245 222H246V220H245ZM244 223V222H243ZM250 223H248V224H250ZM239 224V223H238ZM243 225V224H242ZM245 225V224H244ZM253 225V224H252ZM40 226V225H39ZM95 226V225H94ZM36 227V226H35ZM172 227V226H171ZM182 227V226H181ZM247 227H249V226H247L246 225V227H244V226H242V228H241V226H240V229L241 230H239V232H232V233H230L228 236H230V235H232L233 234V239L231 240V241H229V242H227L228 243V245H229V247H231L230 248V252H232V250L231 249H233V248H236V249H238L239 251H243V250H245V249H248V250H253V254H252V256H244V258L246 259V260H251V263L250 262H248V264H264V262H262V260H261V257H259L258 256V254L260 253V251H259V248L260 247H258V246H260V245H256V243L253 241V239L251 238V239H249L250 237H248L247 235H246V237H245V235L244 236H242L243 234V229H245V228H247ZM250 228H251V226H250ZM249 228V229H250ZM74 229V228H73ZM180 229V228H179ZM77 230V233H78V235L82 238V237H86V239H87V236H88V231L87 230H85V229H76ZM181 232H182V234H180L181 236H183L184 235V233L187 235V233L190 235V233L188 232V231H190L189 229H188V231H187V229L186 228H184V227H182L181 229ZM245 231H246V229H245ZM244 231V232H245ZM191 232V231H190ZM226 233H228V232H226ZM246 233V232H245ZM248 233H249V231H248ZM76 234V233H75ZM191 235H192V233H191ZM180 236V237H181ZM185 236V235H184ZM34 237V236H33ZM248 237V238H247ZM139 241H140V244H142V246L143 247H145L146 249L145 250H150V252H154V251H158L159 250V247L161 246V245H163L165 242L164 241H162V240H158V239H155L154 237L152 238V237H145V238H142V239H139ZM171 241V240H170ZM197 243H198V240L196 241L195 239H192V238H187V237H185V238H180V239H174V240H172L171 242H170V244L171 245H173L174 246V248H168L167 250H163V251H161L160 252V258H161V260H159V264H229V263H231V257H230V255L228 256V258H225V257H223V256H219V255H215V253H213L212 251H210V250H207L206 252H202V251H200L199 250V248H198V246H197ZM148 250H147V252H148ZM236 251V250H235ZM149 252V253H150ZM151 254V253H150ZM13 261V260H12ZM11 262V261H10ZM16 263V262H15ZM15 263H13V264H15ZM12 264V263H11Z\"/></svg>", "mask_w": 264, "mask_h": 264}]
</instances>
